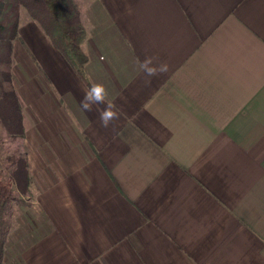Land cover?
<instances>
[{
    "label": "crops",
    "instance_id": "crops-1",
    "mask_svg": "<svg viewBox=\"0 0 264 264\" xmlns=\"http://www.w3.org/2000/svg\"><path fill=\"white\" fill-rule=\"evenodd\" d=\"M78 4L81 75L20 9L30 181L2 264H264V0ZM147 56L169 66L151 84ZM92 83L120 111L109 128L80 107Z\"/></svg>",
    "mask_w": 264,
    "mask_h": 264
},
{
    "label": "trees",
    "instance_id": "trees-1",
    "mask_svg": "<svg viewBox=\"0 0 264 264\" xmlns=\"http://www.w3.org/2000/svg\"><path fill=\"white\" fill-rule=\"evenodd\" d=\"M20 9L38 23L50 43L83 74L87 55L82 44L87 29L78 0H0V131L1 135L18 138L23 133L22 109L12 84L13 40L17 36ZM16 156V155H15ZM7 157L9 175L0 177V264L14 203L21 197L12 188L16 183L27 192L29 175L25 155Z\"/></svg>",
    "mask_w": 264,
    "mask_h": 264
},
{
    "label": "clouds",
    "instance_id": "clouds-1",
    "mask_svg": "<svg viewBox=\"0 0 264 264\" xmlns=\"http://www.w3.org/2000/svg\"><path fill=\"white\" fill-rule=\"evenodd\" d=\"M156 57L147 56L142 61L137 58V70L145 76V83L151 84L153 77L167 73V63H157ZM108 92L102 83H92L83 89V98L80 107L85 112L96 110L99 113V123L103 128L113 126L120 119V111L117 105L107 99ZM103 105V107H100Z\"/></svg>",
    "mask_w": 264,
    "mask_h": 264
},
{
    "label": "rangeland",
    "instance_id": "rangeland-1",
    "mask_svg": "<svg viewBox=\"0 0 264 264\" xmlns=\"http://www.w3.org/2000/svg\"><path fill=\"white\" fill-rule=\"evenodd\" d=\"M13 155L23 156L24 147L20 142H17V138L1 135V131H0V177H2L3 180H5L9 175V172H7L9 171L7 170L8 169L7 157L9 156L13 157Z\"/></svg>",
    "mask_w": 264,
    "mask_h": 264
}]
</instances>
